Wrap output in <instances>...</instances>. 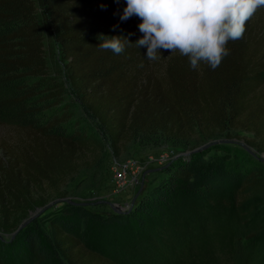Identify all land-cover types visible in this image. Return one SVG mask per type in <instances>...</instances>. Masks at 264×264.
<instances>
[{
	"label": "trees",
	"instance_id": "obj_1",
	"mask_svg": "<svg viewBox=\"0 0 264 264\" xmlns=\"http://www.w3.org/2000/svg\"><path fill=\"white\" fill-rule=\"evenodd\" d=\"M125 6L126 0H0V127L10 134L0 139L3 231H14L44 206L47 187L75 172L80 154L101 148L97 133L72 120L70 95L115 154L123 140L139 135L261 133L264 7L246 22L243 39L228 44L230 55L215 70L201 64L194 71L175 52L160 70L145 73L144 47L126 45L116 55L97 46L99 34L132 43L143 35L139 17L120 19ZM47 32L62 69L51 60ZM162 172L127 212L66 203L45 222L34 219L0 238V264H194L200 258L203 264H252V258L264 264L263 161L240 145L217 142ZM195 241L196 255L180 252Z\"/></svg>",
	"mask_w": 264,
	"mask_h": 264
},
{
	"label": "rangeland",
	"instance_id": "obj_2",
	"mask_svg": "<svg viewBox=\"0 0 264 264\" xmlns=\"http://www.w3.org/2000/svg\"><path fill=\"white\" fill-rule=\"evenodd\" d=\"M136 22L139 25L141 22L140 18H136ZM46 36L47 48L49 45L53 46L51 60H55L58 67L62 69L64 62L62 61L58 46L51 40L48 32ZM146 51L147 49L144 47L145 55ZM161 54L162 58L157 61H149L145 56L143 57V61H145L143 63L145 73L161 69L163 58L168 56L170 52L162 51ZM257 94L264 99V87L259 88ZM69 98L74 112L72 120L80 121L81 125L85 124L91 128L93 133H97V137L101 140V148L93 152L85 151L80 154L77 170L65 176L57 188L47 187V190L44 192L46 198L45 205L39 211L37 209L30 211L20 221L18 226L27 219H30L29 222L34 219L38 222H45L52 213L60 210L66 203L81 205L91 211L102 214L123 213L115 212L112 209L113 206H119L128 211L133 206L131 205L133 199L135 201L137 198L135 197L137 192L140 193L142 188H151L159 183L164 176L162 172L164 168L168 167L173 161L183 158L188 152L196 148H209L212 145L209 144L213 141L237 145L240 142H250L253 144L254 148H252L257 151L258 155L264 152V108L263 128L260 131L261 133L258 134L241 128H228L223 131H215L210 137L201 131L183 138L171 136L169 133H157L147 137L139 135L123 140L118 154H115L108 140L100 133L96 122L88 115L80 100L74 95H70ZM7 132V128L0 127V139L8 138L10 134ZM13 141H18V138H15ZM258 146L263 150L259 151L260 148ZM0 158H5L1 147ZM114 167L124 170L132 179L129 185L121 191H115L112 184L111 170ZM16 229L12 232H5L0 228V238L9 237ZM195 242H189L184 249L181 247L180 252L184 251L186 253L190 249L187 254L190 255L192 253V255H196L199 251L197 248L199 244H197V241ZM203 260L202 258L198 260L194 259L193 263L203 264ZM252 264H258L256 258H252Z\"/></svg>",
	"mask_w": 264,
	"mask_h": 264
},
{
	"label": "clouds",
	"instance_id": "obj_3",
	"mask_svg": "<svg viewBox=\"0 0 264 264\" xmlns=\"http://www.w3.org/2000/svg\"><path fill=\"white\" fill-rule=\"evenodd\" d=\"M262 7L264 0H126L120 19L139 17L143 35L132 43L124 35L99 34L97 46L119 55L135 44L147 49L149 61L161 59L162 51L179 52L192 70L201 64L215 70L230 55L228 44L243 39L246 22Z\"/></svg>",
	"mask_w": 264,
	"mask_h": 264
},
{
	"label": "water",
	"instance_id": "obj_4",
	"mask_svg": "<svg viewBox=\"0 0 264 264\" xmlns=\"http://www.w3.org/2000/svg\"><path fill=\"white\" fill-rule=\"evenodd\" d=\"M217 142H218V141H213V142H211L209 145L214 144V143H217ZM239 145L242 146V147H243L246 151H248L251 155H253V156L256 157L257 159H259V160H261V161L264 162V152H262L260 155H258V154H257V151H255L253 148H251V147H250L249 145H247L245 142H240ZM199 150H203V148H196V149H194L193 151H199ZM189 153H191V152H188L187 154H189ZM141 187H142V186H141ZM141 187H140V190H141ZM138 194H139V193L137 192V194H136L135 197H137ZM133 201H134V199H133ZM133 201H132L131 205H133ZM41 209H42V207L37 208L38 211L41 210ZM112 209H113L115 212H123V213H124V212H127V210H125V209H123V208H121V207H119V206H113ZM29 220H30V219L24 220V221L18 226V229H16V231L13 232V233L11 234V237H13V236L18 232V230H19L20 228H23V227L27 224V222H29Z\"/></svg>",
	"mask_w": 264,
	"mask_h": 264
},
{
	"label": "built area",
	"instance_id": "obj_5",
	"mask_svg": "<svg viewBox=\"0 0 264 264\" xmlns=\"http://www.w3.org/2000/svg\"><path fill=\"white\" fill-rule=\"evenodd\" d=\"M112 184L115 191H121L129 185L131 177L127 172L121 170L118 167H114L112 170Z\"/></svg>",
	"mask_w": 264,
	"mask_h": 264
}]
</instances>
